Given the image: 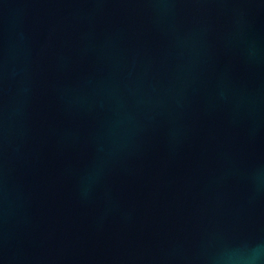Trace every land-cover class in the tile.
Returning <instances> with one entry per match:
<instances>
[{
    "label": "water",
    "instance_id": "obj_1",
    "mask_svg": "<svg viewBox=\"0 0 264 264\" xmlns=\"http://www.w3.org/2000/svg\"><path fill=\"white\" fill-rule=\"evenodd\" d=\"M0 264H264V0H0Z\"/></svg>",
    "mask_w": 264,
    "mask_h": 264
}]
</instances>
